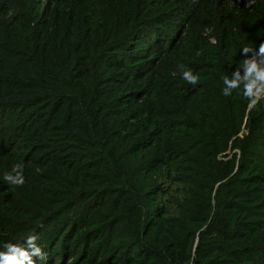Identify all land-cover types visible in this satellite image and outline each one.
<instances>
[{
	"label": "trees",
	"instance_id": "16d2710c",
	"mask_svg": "<svg viewBox=\"0 0 264 264\" xmlns=\"http://www.w3.org/2000/svg\"><path fill=\"white\" fill-rule=\"evenodd\" d=\"M261 42L264 0H0V251L264 264V100L221 93Z\"/></svg>",
	"mask_w": 264,
	"mask_h": 264
},
{
	"label": "clouds",
	"instance_id": "9594fccd",
	"mask_svg": "<svg viewBox=\"0 0 264 264\" xmlns=\"http://www.w3.org/2000/svg\"><path fill=\"white\" fill-rule=\"evenodd\" d=\"M241 52L246 57L244 63L236 68L231 79L224 77L225 87L222 88L221 93L225 97L231 96L234 90L242 86L244 97L255 104L260 95L264 94V42L260 43L258 50L243 47ZM249 53L252 56L247 58ZM182 78L191 85H196L199 80L198 75H194L191 70L183 71ZM4 180L13 186H23L25 183L22 174L6 173ZM36 239V236L27 237V248L12 243L5 244L4 250L0 251V264H36L34 257L40 259L45 255L35 243Z\"/></svg>",
	"mask_w": 264,
	"mask_h": 264
},
{
	"label": "built area",
	"instance_id": "2783aa9c",
	"mask_svg": "<svg viewBox=\"0 0 264 264\" xmlns=\"http://www.w3.org/2000/svg\"><path fill=\"white\" fill-rule=\"evenodd\" d=\"M262 95L264 96V94H261L260 97H259L257 100H261V98H262L261 96H262Z\"/></svg>",
	"mask_w": 264,
	"mask_h": 264
},
{
	"label": "rangeland",
	"instance_id": "374dc122",
	"mask_svg": "<svg viewBox=\"0 0 264 264\" xmlns=\"http://www.w3.org/2000/svg\"><path fill=\"white\" fill-rule=\"evenodd\" d=\"M261 97H262L261 100H264V96L262 95Z\"/></svg>",
	"mask_w": 264,
	"mask_h": 264
}]
</instances>
